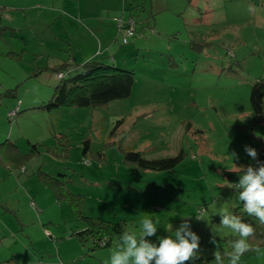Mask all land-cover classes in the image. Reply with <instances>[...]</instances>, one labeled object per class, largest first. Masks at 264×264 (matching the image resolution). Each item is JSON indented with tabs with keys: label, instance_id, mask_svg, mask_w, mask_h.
Returning a JSON list of instances; mask_svg holds the SVG:
<instances>
[{
	"label": "rangeland",
	"instance_id": "374dc122",
	"mask_svg": "<svg viewBox=\"0 0 264 264\" xmlns=\"http://www.w3.org/2000/svg\"><path fill=\"white\" fill-rule=\"evenodd\" d=\"M124 1L130 8L117 16L126 19L133 12L139 26L123 44L127 61L116 64L134 69L136 83L130 97L103 106L39 107L59 82L56 63L48 66L28 51L15 54L20 45H30L11 29L0 34V143L16 141L23 162L0 161V264L110 262L120 235L107 246L79 239L76 232L87 223L70 201L57 197L41 169L85 197L84 215L126 219L128 231H138L146 216L153 219V242L191 215L200 254L188 264H215L207 261L216 247L213 236L222 254L231 251L235 236L220 225L218 213L233 214L242 202L226 184L238 181V167L258 166L264 154V118L251 102L253 84L264 78V0H123L121 10ZM4 20L22 27L21 35L45 33L38 25L28 28L23 16L9 13ZM63 134L72 142L67 153ZM30 141L42 153L25 155ZM246 146L256 150V160ZM124 148L147 157L183 149L186 156L172 171L135 169L124 164ZM92 152H104L107 160ZM201 213L206 220L196 219ZM256 249L239 264H264V244Z\"/></svg>",
	"mask_w": 264,
	"mask_h": 264
},
{
	"label": "trees",
	"instance_id": "16d2710c",
	"mask_svg": "<svg viewBox=\"0 0 264 264\" xmlns=\"http://www.w3.org/2000/svg\"><path fill=\"white\" fill-rule=\"evenodd\" d=\"M116 17H121L125 22L130 23L133 21L136 26V32L138 31L139 21L134 16L133 12L129 15V18L123 16H114L117 23ZM118 26V23H117ZM2 27V28H1ZM0 34H3L5 26H0ZM120 31V28L118 26ZM123 39V31H120ZM134 35V36H135ZM132 36L128 44L131 42ZM112 57L102 59H90L78 65L76 71L72 70V63L68 60L59 63L53 67L54 72L59 75V82L54 87V93L50 100L39 105V107L46 110L52 111L62 106L68 107H96L103 106L116 99H122L130 97L133 93L134 86L136 83V71L134 69H128L120 67L116 64L115 59H109ZM41 71V69L39 70ZM13 89H8L7 93H12ZM251 102L253 108L258 115L259 119L264 118V78L258 79L252 86L251 90ZM191 123L187 125L189 129ZM61 138L62 143L65 145L66 153L71 150L72 142L71 139L63 134ZM117 142V141H114ZM30 148L25 155L30 157L39 155L42 153L40 144L29 142ZM122 147V146H120ZM8 152L0 154V161L6 163V160L17 159L16 163L21 161L20 147L16 141L4 140L0 143V150ZM105 151V150H104ZM123 162L124 164L131 166L135 169H146L155 171H172L180 164L186 156V152L183 149L173 155L164 157H147L142 150H136L133 148H124ZM89 152V141H87L86 147L84 148L85 161L90 163L87 157ZM104 152L91 153L95 158H102L104 162ZM21 157V158H20ZM261 162H264V154L261 155ZM21 161L19 165H22ZM231 172V171H229ZM40 177L47 183L55 188L56 195L59 199L70 201L78 212L79 216L82 217L87 223L86 227L82 230L77 231V235L81 240H87L91 238L96 244L107 246L110 245L111 240L116 235H121L122 232L127 230V220L121 219L118 221L107 220L102 218H94L91 216L84 215L82 212L85 197L81 194L73 193L67 186L65 180L59 176H55L47 171L39 170ZM63 174H60L62 176ZM232 177V176H231ZM233 214L242 217L245 222L251 223L255 229V235L249 239L251 249H256L264 244V224H260L255 217H249L243 210V203L233 208ZM214 259L208 257L207 261ZM206 261V262H207Z\"/></svg>",
	"mask_w": 264,
	"mask_h": 264
},
{
	"label": "crops",
	"instance_id": "0c3cea01",
	"mask_svg": "<svg viewBox=\"0 0 264 264\" xmlns=\"http://www.w3.org/2000/svg\"><path fill=\"white\" fill-rule=\"evenodd\" d=\"M122 6L123 0H0V26L13 30L16 38L22 37L30 45H20L15 54L32 52L48 66L68 60L76 71L79 64L90 59L128 58L121 53L125 43L114 19L120 11L126 15L125 9L130 8L125 1L124 10ZM9 13L23 16L28 28L38 25L45 33L35 30L32 36L21 35L22 27L4 20Z\"/></svg>",
	"mask_w": 264,
	"mask_h": 264
},
{
	"label": "clouds",
	"instance_id": "9594fccd",
	"mask_svg": "<svg viewBox=\"0 0 264 264\" xmlns=\"http://www.w3.org/2000/svg\"><path fill=\"white\" fill-rule=\"evenodd\" d=\"M246 152L256 160L257 152L246 146ZM235 157V153L231 154ZM258 166H240L237 182L226 184L228 188L238 191V199L243 203V210L249 217H255L260 224H264V162L257 161ZM221 217L220 225L230 229L235 239L231 241V251L223 253L220 245L213 236L211 243L215 247L213 253L215 264H224V255L228 257V264H239L240 257L251 249L249 239L255 235L251 223L229 211L218 213ZM183 222L173 228L170 224L168 235L157 237L158 243L150 240L157 233V224L147 216L142 218L138 231H124L119 237L115 249L111 252L110 262L106 264H188L199 259L200 237L191 229V215L181 216ZM198 220H206L203 213L196 215Z\"/></svg>",
	"mask_w": 264,
	"mask_h": 264
},
{
	"label": "built area",
	"instance_id": "2783aa9c",
	"mask_svg": "<svg viewBox=\"0 0 264 264\" xmlns=\"http://www.w3.org/2000/svg\"><path fill=\"white\" fill-rule=\"evenodd\" d=\"M116 20L120 28V31H123L124 42L125 43L129 42L130 38L134 36L136 32L135 23L133 21H131L130 23L125 22L124 19L121 17H116ZM59 75L62 76L63 74L60 73ZM16 112L17 110H13L12 114L15 115Z\"/></svg>",
	"mask_w": 264,
	"mask_h": 264
}]
</instances>
